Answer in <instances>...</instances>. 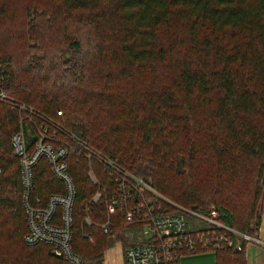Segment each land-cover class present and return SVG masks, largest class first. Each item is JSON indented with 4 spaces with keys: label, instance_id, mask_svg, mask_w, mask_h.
<instances>
[{
    "label": "trees",
    "instance_id": "16d2710c",
    "mask_svg": "<svg viewBox=\"0 0 264 264\" xmlns=\"http://www.w3.org/2000/svg\"><path fill=\"white\" fill-rule=\"evenodd\" d=\"M57 1L59 14L88 28L92 51L83 53L73 38L64 66L47 62L43 52L25 69L14 67L9 54L0 56L6 64L0 89L8 98L0 99V264H68L51 246L23 240L19 165L10 142L20 120L30 147L45 123L54 144L77 136L150 178L176 204L201 213L214 209L221 222L256 235L264 172V0ZM128 80L130 90L120 85ZM67 163L77 189L73 249L85 264H102L125 220L113 214L112 232L96 229L99 235L89 241L81 226L97 190L89 167L105 188L108 177L84 153L70 152ZM248 176V212L235 216L227 204ZM34 179L44 199L63 192L45 159ZM191 219L193 230L205 228ZM245 254V245L241 252L216 250L215 264H246Z\"/></svg>",
    "mask_w": 264,
    "mask_h": 264
},
{
    "label": "built area",
    "instance_id": "2783aa9c",
    "mask_svg": "<svg viewBox=\"0 0 264 264\" xmlns=\"http://www.w3.org/2000/svg\"><path fill=\"white\" fill-rule=\"evenodd\" d=\"M0 99L8 100L2 89ZM20 108L27 109L23 105ZM28 110L30 114L33 112L31 108ZM45 125L37 128V138L31 147L23 120L10 138L12 154L19 165L20 202L26 223L23 240L26 244H47L56 256L71 264H83L72 245L77 189L67 163L68 154L77 152L79 155L84 153L88 159L94 158L108 177V187L105 188L89 167V180L97 190L81 221L85 236L90 237L87 229L92 227L103 234L112 232L113 214H119L126 224L140 229L143 234L141 242L124 249V264H178L180 257L186 254L223 248L241 252L244 245L245 253L248 245L262 249L261 264H264V240L258 234L251 236L221 222L214 209L201 213L176 204L156 190L150 180L126 170L76 136L70 137L71 144H54L47 137V128H42ZM1 136L0 128V139ZM41 159L46 160L52 175L63 187V192L53 193L47 199L36 192L34 179L35 166ZM94 209H98L99 219L89 216L88 212ZM188 217L204 224L205 228L193 230Z\"/></svg>",
    "mask_w": 264,
    "mask_h": 264
},
{
    "label": "rangeland",
    "instance_id": "374dc122",
    "mask_svg": "<svg viewBox=\"0 0 264 264\" xmlns=\"http://www.w3.org/2000/svg\"><path fill=\"white\" fill-rule=\"evenodd\" d=\"M57 4V0H0V13L3 14L0 21V56L3 53L9 54L14 67L25 69L34 64L33 57H38L41 53L47 52V59H49L47 62L64 66L66 64L65 58L68 59L72 53L71 41L74 40L73 38L81 40L83 53L91 52L92 47L87 40L90 37L88 28L77 22L73 23L70 19H65L63 15L59 14ZM0 63V68H6L2 59H0ZM147 83L148 79L144 78L139 86L143 88ZM128 84L129 80L125 84L120 82L121 86L124 85L123 87L130 90L131 86ZM263 176L264 172L260 178V189L262 188ZM148 180L152 181L150 178ZM248 180L249 176L242 180L245 183L239 185L240 193H237L233 200L227 204L235 216H245L248 212L250 194H246L243 190V188L248 189ZM261 196L262 193L256 199L258 208H260ZM94 211L96 209L90 210L89 216L93 219H99L97 212ZM187 220L190 223L192 219L188 217ZM122 226L125 229L122 231L123 234L116 233L113 237L111 236V243L103 253L102 264H124V249L142 241L143 234L140 229L137 230L133 225L126 223H123ZM89 229L87 231L90 237L87 239L89 241L95 240L96 235H99L96 232L98 230L96 228H93L94 230ZM80 257L83 259L82 255ZM65 262L71 264L68 261ZM84 262L83 259V264H85ZM215 262V250L210 249L183 255L178 264H215Z\"/></svg>",
    "mask_w": 264,
    "mask_h": 264
},
{
    "label": "crops",
    "instance_id": "0c3cea01",
    "mask_svg": "<svg viewBox=\"0 0 264 264\" xmlns=\"http://www.w3.org/2000/svg\"><path fill=\"white\" fill-rule=\"evenodd\" d=\"M262 196L260 201L259 215H260V224L257 230L258 236L264 240V176L262 182ZM246 264H261L263 257V251L257 246L248 245L246 248Z\"/></svg>",
    "mask_w": 264,
    "mask_h": 264
}]
</instances>
